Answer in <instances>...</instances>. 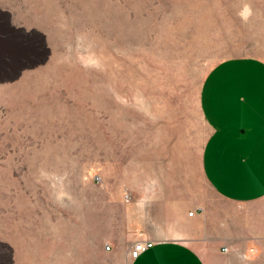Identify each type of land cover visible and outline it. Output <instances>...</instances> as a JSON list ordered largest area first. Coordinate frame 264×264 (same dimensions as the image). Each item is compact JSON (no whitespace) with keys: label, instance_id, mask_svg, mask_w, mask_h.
<instances>
[{"label":"rangeland","instance_id":"1","mask_svg":"<svg viewBox=\"0 0 264 264\" xmlns=\"http://www.w3.org/2000/svg\"><path fill=\"white\" fill-rule=\"evenodd\" d=\"M0 37V264H129L160 204L224 205L200 88L264 59V0H0Z\"/></svg>","mask_w":264,"mask_h":264},{"label":"crops","instance_id":"2","mask_svg":"<svg viewBox=\"0 0 264 264\" xmlns=\"http://www.w3.org/2000/svg\"><path fill=\"white\" fill-rule=\"evenodd\" d=\"M199 107L208 130L201 173L224 205L179 198L170 201L177 203L171 213L160 204L153 216L163 237H132L128 246L153 245L129 264H264L242 259L250 248L261 250L258 258L264 252V59L235 56L213 66Z\"/></svg>","mask_w":264,"mask_h":264},{"label":"built area","instance_id":"3","mask_svg":"<svg viewBox=\"0 0 264 264\" xmlns=\"http://www.w3.org/2000/svg\"><path fill=\"white\" fill-rule=\"evenodd\" d=\"M192 212L189 213V215H191ZM153 245L152 241H148V240H139L136 241L132 244V246L129 249V257L130 258H136L138 256V254H140L142 251H144L145 249L151 247ZM107 249H109V247H106ZM227 249L225 248L224 251H226ZM254 252L253 248H250L249 251L247 252V254H251Z\"/></svg>","mask_w":264,"mask_h":264},{"label":"bare ground","instance_id":"4","mask_svg":"<svg viewBox=\"0 0 264 264\" xmlns=\"http://www.w3.org/2000/svg\"><path fill=\"white\" fill-rule=\"evenodd\" d=\"M1 38V37H0Z\"/></svg>","mask_w":264,"mask_h":264}]
</instances>
